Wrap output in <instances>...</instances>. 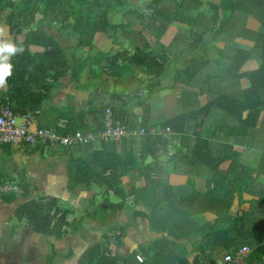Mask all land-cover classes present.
Instances as JSON below:
<instances>
[{
    "label": "trees",
    "instance_id": "16d2710c",
    "mask_svg": "<svg viewBox=\"0 0 264 264\" xmlns=\"http://www.w3.org/2000/svg\"><path fill=\"white\" fill-rule=\"evenodd\" d=\"M133 1L0 0V23L9 26L14 45L20 49L9 59L12 75L1 95L18 115L32 112L35 117L48 99L49 81L60 83L72 73L78 86L87 66L86 61L75 67L52 29L65 35L75 33L78 47L96 49L99 34L110 35L117 29L120 13H133L147 29L139 32L145 45L135 42L133 48H120L112 57L99 51L93 64L127 79L126 95L146 103L161 89L170 59L159 42L148 40L146 35L152 33L148 29L154 30L159 41L170 26L180 21L191 25L186 35L192 46L188 53L193 55L184 59L174 84L168 87L182 86L174 116L152 125L151 103L142 105L144 112L138 115L128 100L114 93V104L73 108L65 125L56 129L61 135L100 131L105 111L111 107L123 125L145 130L133 140H96L63 147L68 189L96 188L106 194V207L100 205L95 215L86 211L70 220L72 210L62 207L58 199H31L18 209L16 218L27 220L37 232L59 238L82 234L90 218L102 222V237L81 254L78 264H222L226 254L234 256L245 246L251 249L247 264H263L264 0H149L141 9ZM204 2L207 13L188 15L201 10ZM250 19L257 22V28L250 27ZM197 50L202 52L194 56ZM131 80L135 87L130 86ZM144 92L147 98L142 97ZM205 92L209 99L202 104ZM148 158L152 162L147 163ZM168 163L174 164L172 174L166 172ZM133 173L143 183H132L128 189L123 181ZM111 192L119 202L107 198ZM28 193L25 187L26 199ZM234 207L238 212H233ZM172 212L180 215L170 219ZM122 214L132 219L122 223L117 219ZM137 218L163 235L150 238L147 248L142 245L139 250L122 252L126 239L137 230L133 223ZM174 222L176 229L169 226ZM74 254L71 249L62 258Z\"/></svg>",
    "mask_w": 264,
    "mask_h": 264
},
{
    "label": "crops",
    "instance_id": "0c3cea01",
    "mask_svg": "<svg viewBox=\"0 0 264 264\" xmlns=\"http://www.w3.org/2000/svg\"><path fill=\"white\" fill-rule=\"evenodd\" d=\"M51 33L66 50L64 41H61L60 36L63 37V40L69 39L70 37H66L64 33H59L58 31L54 33L51 30ZM57 35L60 36L58 37ZM14 40L15 36L11 34L9 26L4 22L0 23V42L14 44ZM115 49V46L111 48L113 51ZM108 51L105 53L112 57L114 54L111 55L112 52ZM10 57L11 56L8 58V62ZM73 63L78 69L77 64L75 62ZM87 67L88 63L81 75V80L78 85L79 88L77 84L72 81V73L61 79L60 83L49 81L48 84L50 89L46 92L48 99L38 109L39 113L35 114L30 125L32 129L44 127L56 130L57 127L65 125L67 118L73 115V108H80L88 104L98 107L114 104V93L120 94L125 100H130L128 95H125L127 79L121 80L119 75L109 68L95 69L93 67L88 70ZM136 76L140 77V73L138 72ZM141 79L144 80V78ZM133 81L134 80H131L129 84H133V87H135ZM244 84L246 86L247 82H244ZM178 87V89H174L172 93L168 95L165 94L162 97L169 108L168 112L171 114L166 119L174 116L178 111L177 98L181 92L182 86L179 85ZM6 90V84L4 87L0 88L1 92ZM153 96L146 102L151 103V107L153 104ZM146 103H143L140 99L136 100V98H134V100L129 103V106L131 110L135 111V114L139 115V113L144 112L142 105ZM133 105H136L135 109H133ZM151 117L152 114H150V119ZM138 120H140V117H138ZM59 147L60 146H48L44 143L34 145L22 143L16 146H0V183H14L23 190L26 187L29 192V199L24 197V193L0 197V264H56L57 261H61V264H78L81 254L88 249L96 239L102 237L103 228H105V226L101 224L100 221L90 218L87 222V227L84 229L83 233L79 235L85 237V242H88L87 235H91L92 237L89 241L92 243L80 247L79 250L81 253H78L77 247L80 243L77 240L78 237L72 239L71 236L69 238L64 237L60 239L56 235L43 234L34 230L29 223L28 226H24V220L20 221L16 218L18 209L23 206L27 200L31 199H58L62 207L72 210V214L69 217L70 220L76 218L75 214L77 212H74L75 210L77 211V209L79 211V216L86 211L88 212L86 205H89V203L94 208L99 205H104V208L106 207V205L103 204L106 194H101L96 188L91 191L79 188L75 192H71L68 189L67 157L63 147ZM151 161H149V158L147 159V163ZM166 172L171 174L174 173L173 163L166 164ZM123 182L129 189L132 183L133 186H141L143 180L140 175L133 173L129 175V177H126ZM97 192L99 193V198L95 196ZM109 195L110 193L107 195L108 198ZM70 201L74 203V207L67 206ZM84 203L86 205H84ZM117 219L122 223L128 222L130 216L122 214L118 216ZM108 220H110V218ZM142 220L139 221L141 224L140 229H142L141 232L143 233L140 239H136L133 232L132 235L126 239L124 249H121L122 252H126L127 250L131 252L135 249L139 250L141 245H137L138 248H136L134 239L141 244L149 242L148 240H150V237L158 238L163 235L151 231L146 222ZM131 237L132 242L129 241ZM147 237L148 240H146ZM40 241L43 242V246H40ZM129 244H131V246ZM51 247L53 248L52 253ZM64 249H66L65 255L72 249L75 252L74 256L70 259L63 260L60 251ZM54 254H56L57 257L51 262L50 258ZM247 259L240 264H247ZM262 261L264 264V259Z\"/></svg>",
    "mask_w": 264,
    "mask_h": 264
},
{
    "label": "rangeland",
    "instance_id": "374dc122",
    "mask_svg": "<svg viewBox=\"0 0 264 264\" xmlns=\"http://www.w3.org/2000/svg\"><path fill=\"white\" fill-rule=\"evenodd\" d=\"M148 1L149 0H134L133 3H134L135 6L139 7V9H141L140 7H143L146 4V2H148ZM207 1H210V0H207ZM204 4L205 5L203 6V8L201 10H199L197 12H189L190 14H188V15H198L199 12L200 13H207L206 2H204ZM129 21H131V22H129ZM116 22L119 23V25L117 26V29H114L113 31H111L110 35H102V34L98 35V38L95 41L96 49H89V48L87 49L86 48L87 49L86 50L85 48L78 47L79 39H78V35L75 34V33H67L66 37H70V38L69 39H65V40H63V37H61L59 35L61 41H64V47H66L67 56L70 59H72L71 57L73 56V62H75L76 64H79L80 62H86L87 61L88 62V67H87L88 70L93 68V67L95 69H101V67L99 65L93 64V59H94L95 56L99 55V53H100L99 51L107 52L109 50L108 52H112L111 55H113V54L115 55L116 51L119 50L120 48H129V49L133 48V46L136 45L135 42L138 43V44L145 45L144 39L142 37V34H140L139 32L141 30H143V29L146 32L147 29H145L141 25L140 20H138V18L133 13H129V12H128V14L126 12H124L123 14L120 13L117 16ZM128 23H131V25L128 24ZM121 25H123V26L127 25V26H126V28H123ZM250 27L251 28H257L258 27L257 22L252 20V19H250ZM126 30H128V31L130 30L132 35L129 34V32L126 31ZM148 30L152 31V33H153L152 34L151 32H149L146 35L148 40L151 41L152 44H156L157 42H159V46H162L164 48L165 53L170 58L169 61L167 62L166 72H165L164 76L161 79L162 88L159 90V92H155V94L153 96V104H152L151 113H150V114H152V117L150 119V123H152L154 125H157L160 122H162L164 119H166L169 115H171L170 112H168V109H169L168 106L165 104V101L162 98L165 94L168 95L169 93H172L174 91L173 89H168L167 87L174 84L175 75L177 73V68L181 67V65L184 63L183 62L184 59L190 58L193 55L192 53H188L189 50L192 48V46L190 44L191 40L189 38L187 39V35H186L191 30V25L188 24V23L180 21V23H176L173 26H171L168 29V31L163 35V37L161 39H159V41H158L157 38H155V34L156 33L154 34V30H152L150 28ZM52 31L54 33H57L56 29H52ZM113 46L116 47V49L114 51L111 50V48ZM69 47H71V48H69ZM109 47H111V48H109ZM195 52L196 53L193 52L194 56L195 55H199L200 52H202V51L197 50ZM201 55H203V54H201ZM212 80H214V79L213 78L211 79V81L209 82L210 84L212 83ZM227 82H228V80L224 78L223 86L226 87V90H227ZM207 84L208 83H205V85H207ZM218 84H220L219 81H218ZM240 84L242 86H244V82H241ZM130 86L132 87L133 84H131ZM178 88H180V87H178ZM178 88H176V89H178ZM222 90H224V88ZM205 91H207V87L205 88ZM215 92H216V89H215ZM207 94L209 95V92L208 93L205 92L204 95L201 97L202 98L201 99V101H202L201 103L202 104H204V103H206L208 101L209 98H208ZM125 95H126V93H125ZM145 96L147 98L146 92L143 93L142 97H145ZM206 98H208V99H206ZM129 99H130V100H128L129 103H131V101L134 100V98H129ZM136 105L132 106L133 109L136 108ZM153 121H155V122H153ZM21 122H22V119L18 118V124H20ZM236 149L241 150V148H238V147ZM151 160L152 159L149 158V161H151ZM254 163L256 165H258L259 164V160L256 159V161H254ZM246 197H248V196H246ZM97 198H99V196ZM109 200L112 203L119 202L118 198H116L111 193L109 195ZM84 205H86V204L84 203ZM67 206L74 207V203L72 201H70V203H68ZM86 208H88V212L87 213H90L92 215H95L94 212L97 211V209H98V207L94 208L90 203H89V205H86ZM102 208H103V205H102ZM233 212L234 213L238 212L237 207L233 208ZM74 213H76L75 214L76 217L79 216L78 209H77V211L75 210ZM168 215H169L170 219H173V218L175 219V218H178V215H180V214L178 212H172V213H170ZM99 216H101V214H99ZM130 219H132V218L130 217ZM141 220L142 219H139V218H137L136 220L133 219V223L135 222L137 224V230L136 231H132V233L134 232V236H135L136 239H140L141 235L143 234L141 232L142 229H140L141 228V224L139 223V221H141ZM142 221H145V220H142ZM101 224H103V223L101 222ZM106 224H107V221H106ZM24 226H28V221L27 220H24ZM169 226L172 227V228L174 227V229L177 228V226L175 225V222L172 225H169ZM106 229H107V227H106ZM64 237H68V238L71 237L72 239L77 238V237L79 238V239L77 238L78 242H80L78 244V247H77L78 253H81V251L79 250L80 247H82L85 244L89 245L90 243H92L91 241H89L90 238L92 237L89 234L87 235V241L88 242H85L84 239H82V237L79 234H75V235H73V234H64V236L62 238H64ZM132 237H131V239H129L130 242H132ZM62 238H60V239H62ZM150 238L152 239V237H150ZM136 239H134L136 248H138L137 245H141V246L144 245V246H142V248H147L148 247L149 244L147 242L139 244L140 242L137 241ZM144 239H145V237H144ZM146 240H148V237L146 238ZM129 245L131 246V244H129ZM40 246H43V242L42 241H40ZM52 250H53V248L51 247V253H52ZM65 250L66 249L60 251V253H62V255H64L65 254ZM162 260L164 261V259H161V261ZM56 264H61V261H57Z\"/></svg>",
    "mask_w": 264,
    "mask_h": 264
},
{
    "label": "built area",
    "instance_id": "2783aa9c",
    "mask_svg": "<svg viewBox=\"0 0 264 264\" xmlns=\"http://www.w3.org/2000/svg\"><path fill=\"white\" fill-rule=\"evenodd\" d=\"M35 113H39V110H36ZM18 118L22 119L20 124H18ZM33 119L32 112L23 115L16 114L12 107L3 100L0 91V146H16L22 143L28 145L48 143L50 146L74 148L90 144L96 140L106 142L123 138L133 140L145 134V130L142 128L133 129L116 120L111 107H108L105 111L103 129L97 132L83 133L78 131L72 135H61L50 128L39 127L32 129L30 125ZM22 193L23 189L17 184L0 183V197ZM250 253L251 249L245 246L234 256L229 253L226 254L222 264H240L248 258ZM138 260L142 262L143 258L138 256Z\"/></svg>",
    "mask_w": 264,
    "mask_h": 264
},
{
    "label": "clouds",
    "instance_id": "9594fccd",
    "mask_svg": "<svg viewBox=\"0 0 264 264\" xmlns=\"http://www.w3.org/2000/svg\"><path fill=\"white\" fill-rule=\"evenodd\" d=\"M18 51H20V49L14 44L0 42V88L4 87L7 83L8 77L12 75L13 66L8 62V58L11 55H15Z\"/></svg>",
    "mask_w": 264,
    "mask_h": 264
}]
</instances>
